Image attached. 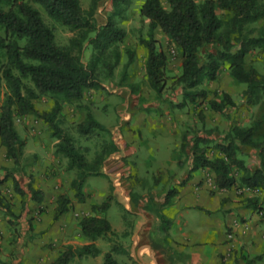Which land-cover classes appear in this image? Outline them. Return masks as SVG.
<instances>
[{
    "label": "trees",
    "instance_id": "1",
    "mask_svg": "<svg viewBox=\"0 0 264 264\" xmlns=\"http://www.w3.org/2000/svg\"><path fill=\"white\" fill-rule=\"evenodd\" d=\"M100 0H91L89 9H84L80 0H0V143L6 149V156L15 164H20L24 157L26 140L15 126V115L32 113L42 118L50 127L51 135L57 140L56 152L67 158L69 169H77L76 176L70 181L73 196L62 193L57 198L53 218L69 211L75 201L86 200L84 187L89 177L107 175L102 171L107 156L118 151L112 145L106 156H97L94 162L75 144L70 133L61 127L58 116L63 104L55 100L51 110H40L34 99L45 93L62 95L64 101L74 103L81 100L90 87H101L98 76L99 63L104 61L112 46H116L126 35L114 17L122 14L123 4L131 0H112L113 11L103 24L95 18V11ZM144 0L140 13L149 20L148 37L140 39L146 50L145 68L152 87L161 94L167 68V55L157 47L154 31L160 28L174 41L183 57L181 73L177 77L182 85L184 97L194 100L203 91H197L204 80H214L221 67V61H228L231 73L240 81L247 83V94L256 96L264 93V74H257L246 68V57L250 47L260 46L264 53V25L258 35L240 39L234 43L232 34L240 32L244 23L264 19V0ZM40 4L56 22L75 31L68 45L56 42L54 28L44 20L40 10L33 4ZM218 10H223L220 15ZM228 29L224 30V25ZM88 43V45H86ZM218 43L217 53L202 54L203 47ZM238 46V48H236ZM93 48L92 59L83 60L85 48ZM118 55V52L114 50ZM133 54V52L131 53ZM18 73H17V72ZM23 77H29L37 90L29 88L24 93ZM6 82L10 93L2 101V81ZM228 102H232L228 99ZM181 103L180 105H182ZM215 108L221 106L213 102ZM79 131L88 134L97 128H103L92 114L85 122L79 123ZM255 128L234 126L223 142L216 143L221 154L211 157L204 139H196L191 144L193 166L190 170L208 168L215 173V183L219 188L230 189L236 184L232 167L241 172L240 181L250 188L264 190V169L252 170L240 157L241 145L261 147L264 142L254 137ZM187 138V137H185ZM190 144L184 141L183 150ZM262 160L263 156L261 154ZM12 171L9 169L6 176ZM190 172L186 179L190 177ZM186 179L183 183L186 182ZM15 190L22 196L26 193L18 179H13ZM33 198L41 201L42 191L31 188ZM113 185L110 180L109 193L102 203H93V215L83 217L79 224L82 233L91 240L106 239L111 243L104 254V264H125L116 258L124 255L132 259L129 250L121 242V237L129 231L118 233L106 216L114 199ZM172 190L167 193L170 196ZM134 198V197H133ZM134 201L137 200L135 197ZM8 216H15L12 209H6ZM18 233L19 230L15 229ZM101 249L95 242L79 247L68 245L50 264H69L76 255L96 256ZM1 262V254H0ZM128 264H140L133 261Z\"/></svg>",
    "mask_w": 264,
    "mask_h": 264
},
{
    "label": "rangeland",
    "instance_id": "2",
    "mask_svg": "<svg viewBox=\"0 0 264 264\" xmlns=\"http://www.w3.org/2000/svg\"><path fill=\"white\" fill-rule=\"evenodd\" d=\"M201 1L203 0H197V2ZM80 2L84 9H89L91 6V0H80ZM143 2L144 0H131L128 5L123 4L122 14L114 17L117 24L126 30V35L115 47L112 46L104 61L99 63L98 76L102 81L101 87L88 88L84 97L74 103L64 101L62 95L51 93L42 94L34 99L35 106L40 110H51L55 100L63 104L58 116L59 123L65 131L72 135L75 144L90 162H94L97 156H106L112 145L119 149V144L123 140L128 141L129 136L133 137V143H136L139 149L135 157H143L142 161L145 163L143 166L146 169L137 167L127 177L128 184H132L133 187L129 193V201L135 197L139 198L138 189L141 187L153 186L163 182L165 178L171 180L169 183L175 181L177 177L158 175V173H164L165 170L154 168L160 158L166 160L171 157L175 146L174 140L180 138V140L188 141L189 139L191 152L193 141L199 138L204 139L202 145L207 147V153L211 157L221 154L216 143L223 142L234 126H253L255 139L264 142V93L259 92L256 96H249L247 83L238 80L231 73L228 61H221L216 79L204 80L197 89L198 92H203L196 95L194 100L187 99L184 97L182 85L177 82L183 57L177 44L160 28L156 29L153 34L157 39V47L166 52L167 68L163 82L164 88L161 94H157L146 72V50L140 42L142 37H148L150 31L149 20L140 13ZM163 4L169 8L166 0H163ZM33 5L40 10L46 23L54 28L57 44L68 45L70 38L76 32L52 19L40 4L34 3ZM112 11V0H100L94 14L97 22L105 23ZM218 12L220 15L225 14L223 10H218ZM263 25L264 19L244 23L240 32L232 34L234 43L238 45L240 39L258 35ZM225 29H228L226 24ZM219 48L218 43L208 44L203 47L202 54L217 53ZM114 50L118 52V55L114 53ZM92 53V47L85 48L83 53L85 63L92 59ZM246 68L252 69L257 74H264V53L260 46L250 47L246 57ZM23 83L24 93L29 88L37 90L29 77H23ZM9 93L10 89L3 79L2 101ZM229 98L232 102H228ZM213 102L221 108H215ZM181 103L183 104L180 105ZM127 112L131 113L129 118L125 116ZM89 113L103 125V128L83 134L79 131L78 125L88 119ZM154 121L160 123L161 126L146 127V123ZM15 126L26 140V145L22 162L15 164L6 156V149L0 143V222L9 218L11 229L19 230L18 219L26 210L27 204L31 203L30 199L34 200L31 188L40 191H45L41 190V187L47 189L48 199L52 201H57L62 193L73 196L70 181L76 176L77 169H69L67 158L56 152L57 140L51 135L49 125L42 118L32 113L16 114ZM160 136L168 137L170 143L165 142L158 145L162 139ZM142 139H145L147 143ZM240 147L242 151L240 157L252 170L258 167L264 169V144L261 147L248 145ZM9 169L12 172L6 176ZM209 171L214 172L211 169ZM232 173L237 181L229 190L235 194L238 202L248 206L252 212L251 215L255 217L254 228L258 231L260 240V244L255 246L258 252L254 258H250L251 254L245 253L247 250L244 247L236 248L239 251L238 257H245V255L247 257L248 254L250 256L245 259L246 264L252 261L254 262L251 264H264V190L259 187L253 189L243 184L239 179L241 172L236 166L232 167ZM109 174L108 172L107 175L88 178L85 185L91 192L89 195L91 201L102 203L105 200L109 193L105 194L109 191ZM211 175L207 177L210 176L214 183L215 176ZM17 176H20L21 182L27 189L23 196L15 190L13 184V179H18ZM45 194L46 192H42V199ZM112 202L111 205L114 204L121 209L122 206L118 201L113 199ZM7 208L12 209L15 216H8ZM30 210L33 211V208ZM1 229L0 227V234ZM99 244L103 249H110L111 246V243L103 238H99ZM115 256L118 257L117 254ZM119 258L125 264L132 262V259L124 255H119Z\"/></svg>",
    "mask_w": 264,
    "mask_h": 264
},
{
    "label": "crops",
    "instance_id": "3",
    "mask_svg": "<svg viewBox=\"0 0 264 264\" xmlns=\"http://www.w3.org/2000/svg\"><path fill=\"white\" fill-rule=\"evenodd\" d=\"M155 122L145 125L148 128L161 126ZM160 138L158 145L170 143L168 137ZM133 141L130 136L128 141L123 140L102 170L110 173L114 200L122 206L119 209V206L111 205L106 216L118 233L129 231L120 240L133 261L140 264H246L245 259L250 255L239 258L236 248L240 247L246 248L245 253L252 255L250 258L255 257L258 252L255 246L260 244V240L252 212L248 206L238 202L231 190L219 188L215 181L212 183L207 175L215 174L208 168L190 172L193 154L190 145L183 150L184 141L180 138L174 140L171 157L166 160L160 158L154 167L165 170L158 175L175 176V181L169 183L171 180L165 178L153 186L141 187L138 189L139 198L129 201L133 187L128 184L127 177L137 167L146 169L143 157H135L139 149ZM189 172L191 175L186 179ZM17 178L27 192L20 176ZM168 188L172 192L167 199ZM41 190L46 192L44 198L41 201L30 199L31 203L19 217L18 233L11 229L9 218L0 222V264H50L66 246L79 247L91 242H95L101 252L96 256L76 255L69 264H104V254L109 249H103L99 238L93 241L86 237L79 224L83 217L95 214L92 204L96 202L91 201L87 185L84 187L86 200L75 201L72 208L57 219L53 218L57 201L48 199L47 189L41 187ZM29 195L32 197L31 193ZM117 259L122 262L119 255Z\"/></svg>",
    "mask_w": 264,
    "mask_h": 264
},
{
    "label": "built area",
    "instance_id": "4",
    "mask_svg": "<svg viewBox=\"0 0 264 264\" xmlns=\"http://www.w3.org/2000/svg\"><path fill=\"white\" fill-rule=\"evenodd\" d=\"M125 116H126L127 118H129V117H130V114L127 112Z\"/></svg>",
    "mask_w": 264,
    "mask_h": 264
}]
</instances>
